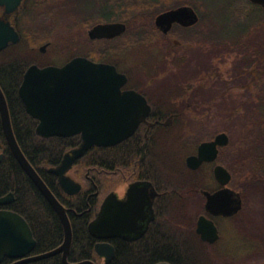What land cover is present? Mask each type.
Instances as JSON below:
<instances>
[{
  "label": "flooded vegetation",
  "instance_id": "af4514ba",
  "mask_svg": "<svg viewBox=\"0 0 264 264\" xmlns=\"http://www.w3.org/2000/svg\"><path fill=\"white\" fill-rule=\"evenodd\" d=\"M2 1H0V18L8 21L19 33L20 38L18 42H9L5 48L0 50V59L3 51L22 42L24 34L36 35L38 29H33V22L42 23L45 18H57L59 20L62 17L64 7L63 0H19L17 6L8 11L14 0L11 3ZM112 3V0H92L91 4H82L81 0H78L72 6H78L76 13L78 15H80V8L82 7L81 14H84V18H82L89 21L90 26L86 32L90 48H95L99 41L111 43L115 41L121 44L120 54H115V56H124V59L118 62L117 59L111 57L103 62L115 65L119 72L126 75V82L121 89L139 92L145 98V103L141 105V108L142 112L145 111L146 113L143 114L135 131L128 138L113 145H93L83 156L75 159L66 172L69 177L81 183L82 189L78 193L85 190V184L88 186V193L85 198L87 205L90 206L87 210L91 211L93 208V216L89 222L96 217L103 200L109 194L114 195L115 202L122 204L121 209L114 206L113 209L116 213L113 212L109 215L105 237H95L88 231L93 241L90 242L88 257L82 260L103 264L105 256L98 254L95 249L97 243L103 242L111 248L112 252V257L106 264H110L114 259L117 262H128V264L138 261H148L151 264H174L173 261L178 259L181 264H229V261H235L234 255L231 253L234 247L231 248V245L234 243L236 235L239 236L240 233L239 216L241 209L230 215L214 214L206 208L207 197L204 191L213 193L225 186L216 178L214 169L218 164L225 166L223 161L232 157L227 152L231 136L226 129L211 133L207 127H191L190 117L198 114L200 108L195 99L197 98L195 93L197 84L193 83L191 79H189L188 84H178L161 80L159 77V73L169 71L167 65H173L176 57L181 59L186 57L183 53L176 54V51L183 46L181 39L183 36H185L187 48L191 45L197 47L198 43L200 46L208 44L207 0H188V2L183 3L172 0L167 6L155 9L154 28L150 32L152 34L143 38V41L139 43L141 48L146 50H142L141 53L151 54L144 61H152L154 66V70L149 69V71L143 72L145 76H149L145 79L136 77V66L130 63L129 65L126 64V61L130 62L127 55L137 54L139 51L137 47L140 46L134 44L131 50L128 49V42L125 37L127 31L126 17L123 16L124 13L122 12L117 13V15L116 11L113 10ZM179 6L193 8L198 17L197 21L188 26L173 22L166 31L155 24V19L160 13ZM98 14L99 16L101 14H114V16H111L110 20H96ZM90 17L94 21H90ZM108 22H124L126 30L111 38H91L89 36L88 31L94 25ZM49 43L51 42L46 41L44 46L38 47L36 53L39 56L44 55L45 48ZM25 47L26 53H35L34 46L28 47L25 44ZM150 47H153L152 52L149 51ZM80 55L86 56L85 54H77L67 61ZM143 56L145 55H138L136 58ZM124 61L125 67L121 68ZM31 64L52 65L40 64L35 60L28 66ZM239 76L232 77L237 81ZM189 84L191 85L190 88L188 87ZM190 131L192 134L189 135ZM221 132L228 134L229 141L227 144H217L216 157L213 160L203 161L197 168H190L186 162L187 157L197 153L200 143L214 140L216 135ZM89 151L92 153L104 152L105 163L99 167L97 163L102 162L91 161V164L86 168L87 171L80 177L81 171L84 169L81 168V161ZM225 167L228 169L227 166ZM228 171L230 172L229 169ZM134 184H137L136 190L130 189ZM177 185L185 189L178 190L176 189ZM226 186L235 190L230 182ZM235 191L239 192L238 190ZM62 204L67 208L68 214L69 207L64 203ZM201 215L212 220L217 228L218 236L213 241L202 238L197 231V223ZM161 238L163 244L178 245L186 253H174L170 259L159 258L157 251L162 243ZM55 255H59L61 258V253Z\"/></svg>",
  "mask_w": 264,
  "mask_h": 264
},
{
  "label": "water",
  "instance_id": "95a60500",
  "mask_svg": "<svg viewBox=\"0 0 264 264\" xmlns=\"http://www.w3.org/2000/svg\"><path fill=\"white\" fill-rule=\"evenodd\" d=\"M2 1V0H0ZM12 0L2 2L11 3ZM19 0H14V9ZM264 7V0H249ZM196 12L190 6H179L160 13L155 24L164 31L173 22L191 25L197 21ZM126 30L124 22L98 23L88 34L91 38H111ZM20 36L14 27L0 18V50L9 42H18ZM126 75L119 72L115 65L94 61L86 56H75L63 65L38 66L31 64L23 74L18 88L19 96L26 112L37 120L35 132L42 137H68L80 135V143L64 153L61 162L50 167L49 171L57 176L62 190L68 194L78 193L82 189L80 182L66 174L75 159L83 156L93 145H113L128 138L143 117L141 105L145 98L135 90H122ZM0 117L4 136L14 157L24 169L39 191L58 214L64 230V238L57 247L38 254H31L36 239L27 220L18 212L0 208V264L4 258L12 259L8 264H23L47 258L61 253L63 264H95L90 260L70 262L73 231L67 208L58 200L36 169L22 152L11 123L10 112L5 94L0 86ZM228 134L221 132L214 140L199 144L196 154L187 157V165L197 168L203 161L213 160L217 154V144H227ZM2 154H0L1 158ZM216 178L225 186L213 193L204 191L207 197L206 208L214 214L230 215L242 207L240 192L226 186L231 179L228 169L215 166ZM137 184L130 187L136 190ZM13 192L0 197V206L12 202ZM113 194L103 200L96 217L88 223V231L95 237H105L109 215L121 209V202H115ZM116 209V210H117ZM197 231L202 238L213 241L218 236L214 222L201 215ZM98 254L105 256L106 264L112 257L111 248L101 242L95 245Z\"/></svg>",
  "mask_w": 264,
  "mask_h": 264
},
{
  "label": "trees",
  "instance_id": "16d2710c",
  "mask_svg": "<svg viewBox=\"0 0 264 264\" xmlns=\"http://www.w3.org/2000/svg\"><path fill=\"white\" fill-rule=\"evenodd\" d=\"M112 1L114 12L116 11V14L124 13L123 16L126 17V20L134 17L132 13L146 11L150 6L158 3V0ZM237 1L242 0H207L210 23V25L208 23V41L212 48L218 50L219 53L231 51L229 48L232 47H238L240 52H244L243 54H247L248 51L247 55H251L249 54V48L253 47L256 49L255 53L260 55L264 51H262L264 41H261V38L264 39V7L249 0H244L248 5L247 9L237 11L234 8ZM91 2L92 0H81L82 4H91ZM181 2H188V0H181ZM155 6L152 8H156ZM111 16H114V14H101V16L98 14L96 20H110ZM89 20L94 21L92 17ZM262 31L263 33H261ZM148 36L144 34L131 36L127 39L128 49L136 44V42H131L132 40L135 39L141 42L143 38ZM33 39H36L33 35L24 34L21 43L3 51L0 59V86L7 100L12 128L22 152L58 200L69 207L68 215L72 225L73 239L68 260L71 262L80 261L88 257L90 242L93 241L87 230V224L93 216V208L91 211L87 210L90 206L87 205L85 198L88 193V186L85 184V190L81 193L68 196L62 191L56 175L49 172L50 167L60 163L63 154L67 150L76 147L80 143V136L42 137L35 132L37 121L26 112L18 93L24 71L33 61L26 55L25 44L28 47L34 45L31 42ZM98 43L102 46L100 45L101 47H97L95 50L88 49L83 54L96 61H107L110 59L112 51H121L119 42L99 41ZM2 56L4 57L2 58ZM188 87L190 88L191 85L189 84ZM258 101V107L256 105L255 108L258 109L256 112L261 115V108H264V97L259 96ZM252 118L248 121L250 123L249 131L242 135L243 138L240 142L242 145L239 144L234 157L223 161L232 173L230 185L240 192L243 199L252 191L256 192L257 195H264V115L256 117V120ZM242 120H244L245 123H243L246 126L245 119L242 118ZM231 144H233L232 141H230L229 146ZM0 154H2L0 159V196L10 191L14 194L12 202L0 207L18 212L27 220L36 239L32 254L42 253L57 247L64 238L60 218L14 157L3 133L1 117ZM105 157L104 152L92 153L89 151L81 161V168L86 169L93 160L102 162L100 163L102 167L105 163ZM82 176L81 171L80 177ZM176 189L184 190L185 188L177 185ZM161 242L157 251L161 259H170L174 253H186L178 245L163 244L162 238ZM10 261L11 259L6 257L1 264H7ZM173 263L181 264L179 259L173 261ZM23 264H63V262L59 255H54ZM110 264H128V262H117L114 259ZM131 264L151 263L138 261L131 262Z\"/></svg>",
  "mask_w": 264,
  "mask_h": 264
},
{
  "label": "rangeland",
  "instance_id": "374dc122",
  "mask_svg": "<svg viewBox=\"0 0 264 264\" xmlns=\"http://www.w3.org/2000/svg\"><path fill=\"white\" fill-rule=\"evenodd\" d=\"M76 1L78 0H63L62 17L59 20L57 18H45L42 23L33 22V29H38V32L34 35L36 39L31 41L34 44L32 46L35 47V53H26L30 59L38 61L40 64L59 66L74 55L83 54L88 49L95 50L97 47L102 46L97 42L95 48H90L86 32L90 26L89 21L83 19L82 7L80 8L81 17L76 14L78 6H72ZM170 1L172 0H161L150 6L146 11L132 13L134 17L128 18L126 22V39L135 34L151 35L150 32L154 28L153 16L156 13L155 9L167 6ZM176 2L181 3V0H176ZM153 6L156 8H152ZM247 7L248 5L244 0L237 1L234 5L237 11H245ZM77 17H79V20H77ZM185 40V36H183V46L176 51V54L183 53L186 57L182 59L176 57V61L172 63L173 65H167L169 71L159 73V77L161 80L178 84H188L189 79H191L193 83L197 84V91L195 90L197 98L195 99L198 101L200 108L198 107V114L190 117V125L198 128L207 127L211 133L221 129L228 130L231 136L230 141L233 144L228 147L227 152L233 158L235 150L241 144L242 135L249 131V119L253 117L256 120V117L264 115V108H261V115L256 112L258 109L255 108L256 105L258 107V97H264V47L260 55L255 53L256 49L253 47L249 48V54L251 55H247L248 51L247 54H243L244 52H240L238 47H232L229 48L231 51L219 53L218 50L212 48L209 41L207 45L204 44L205 46H200L198 43L197 47L191 45L187 48ZM46 41L51 43L45 48L44 55L39 56L36 53L38 47L44 46ZM261 41H264V39L261 38ZM131 42H136L140 46V41L134 39ZM137 48L139 49L137 54L127 55L130 62L126 61V64L129 65L130 63L136 66V77L145 79L149 76H145L143 72H147L149 69L154 70L152 61H144L151 54L148 55L146 52H142L146 53L142 54L141 51L146 50L142 49L141 46ZM152 49L153 47H150L149 51L152 52ZM111 54L110 58L117 59L118 62L124 59V56H115V54H120L118 50L112 51ZM138 55L145 56L136 58ZM247 58L249 59L247 60ZM122 63L121 68H124L125 61ZM232 76H239V78L235 81ZM242 118L245 119L246 126ZM190 134H192L191 131ZM97 164L99 167L101 166L99 163ZM86 171L87 169H83L82 173ZM241 198L240 233L239 236L236 235L234 243L231 245V248L234 247L231 253L234 255L233 259L235 261H229V264H264V195H257L256 192L252 191L251 194L246 195L245 199ZM229 227L232 228V226Z\"/></svg>",
  "mask_w": 264,
  "mask_h": 264
}]
</instances>
